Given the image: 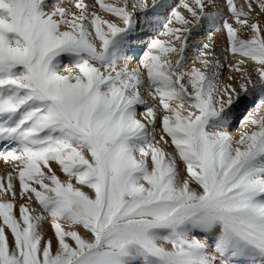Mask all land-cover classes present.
I'll return each instance as SVG.
<instances>
[{"label": "snow or ice", "instance_id": "6c2138e0", "mask_svg": "<svg viewBox=\"0 0 264 264\" xmlns=\"http://www.w3.org/2000/svg\"><path fill=\"white\" fill-rule=\"evenodd\" d=\"M225 4L0 0V264H264V99L227 130L264 95V0ZM205 21L242 57L222 87L209 43L185 70Z\"/></svg>", "mask_w": 264, "mask_h": 264}, {"label": "rangeland", "instance_id": "374dc122", "mask_svg": "<svg viewBox=\"0 0 264 264\" xmlns=\"http://www.w3.org/2000/svg\"><path fill=\"white\" fill-rule=\"evenodd\" d=\"M222 2H223V4H222V8H221V13H223V14H227L228 13V9H227V7H226V4H225V0H221ZM178 2V0H169V3L170 4H175V3H177ZM238 2H239V0H238ZM225 6V7H224ZM224 10V11H223ZM181 11L185 14V16L186 17H188L189 19H191L192 17L190 16V14L187 12V10L186 9H181ZM168 14V10H165V12L163 13V15H167ZM142 19H144L143 18V16H142V14H139L138 15V21H139V25H141V20ZM260 19L262 20V21H264V15H261V17H260ZM144 23H145V21H144ZM217 27H221V23L218 21L217 22ZM204 28L202 27V29H199V30H201V38H200V40L201 41H203V42H198L199 40H197L196 41V44H195V46H196V48L194 49V50H189V48L187 49V65H192L193 66V62L195 61L196 62V57H197V54H198V52L201 50V48H200V46H202L204 43H206L207 41H212L213 40V42L215 41V39L217 38V39H219V38H223V39H225V45H224V53L226 54V55H228L229 57H231V59H232V63L233 64H235L239 59H241L242 57H240L238 54L237 55H234V54H232L230 51H228V50H226L227 48L226 47H228V41H226L227 40V35H226V30H222V31H219V32H217V31H215V29H209V30H207V31H205V29L203 30ZM141 30V28H140V26H138V28H137V30H136V32L134 33V36L132 37V42L134 41V39H136L137 37L138 38H141L140 36L141 35H145L144 37H143V40H142V45L140 46V48H138L139 50L138 51H136L133 55H131L130 53V51H128V53H127V57L129 58L130 57V59H131V61H130V59H128L127 58V61H129L127 64L130 66V67H133V68H135V67H137L139 64H140V62H141V59H142V57H143V55H144V53L147 51V47H148V44H149V42H150V40L152 39V38H154L157 34H158V32H157V28L155 29V28H153V29H148V30H146V31H144V30H142V31H140ZM151 30V31H150ZM198 30V29H197ZM145 32V33H144ZM138 35V36H137ZM146 35H148L147 37L148 38H146ZM240 35L242 36V38H245V39H247V38H249V36H248V34H247V32L246 31H242L241 33H240ZM199 45V46H198ZM227 45V46H226ZM226 46V47H225ZM131 49V48H130ZM133 56V57H132ZM246 59V58H245ZM126 61V62H127ZM135 61V62H134ZM191 61V62H190ZM134 62V63H133ZM135 64V65H134ZM251 64H253V62H250L249 63V65H248V67L250 68L251 66ZM197 65V67H198V62H196L195 63V66ZM66 67H68V65H67V63L65 62V64L62 66V71L64 70V68H66ZM261 99H264V95H262L261 93H260V101H261ZM149 102H150V100H149ZM150 103H152V101L150 102ZM243 107H241V109H235V111L233 112V117H231L230 118V122H229V127H228V131L234 136V137H236V138H238L240 135H241V131H242V129H243V127H244V125H245V117L247 116V115H244V112H243ZM139 111L143 114V112H145L146 111V109H144L142 106L140 107V109H139ZM231 119H234V121L233 120H231ZM239 135V136H238ZM238 136V137H237ZM4 148V145L3 144H0V149H3ZM54 166V168H56V170H57V174L58 175H60L61 176V178L62 179H64L65 177H64V175H63V173L62 172H60L59 171V168H58V166H56V165H53ZM14 171V162H8V163H6V162H4L3 161V159H2V157H0V174H2V175H6L8 172H13ZM21 202H23V201H21ZM32 206L33 207H35V208H37V209H39V204H38V202H35V201H33V203H32ZM15 211V213L18 215L19 213H18V207H17V209L16 210H14ZM49 220H50V217H49ZM46 229H51V227H50V223H48V222H45V224H44V230H45V234H46V236H49V234H48V232L46 231ZM213 254H216L215 253V250H214V248H213Z\"/></svg>", "mask_w": 264, "mask_h": 264}, {"label": "bare ground", "instance_id": "6f19581e", "mask_svg": "<svg viewBox=\"0 0 264 264\" xmlns=\"http://www.w3.org/2000/svg\"><path fill=\"white\" fill-rule=\"evenodd\" d=\"M86 2H88V3H92L93 2V0H86ZM214 2L218 5L217 7H212V6H209L208 7V11H211V12H213V13H216V12H219V13H221V8H222V4H223V2L221 1V0H214ZM205 3H207V0H205ZM149 5H151V0H149ZM224 5V4H223ZM225 7V6H224ZM97 10H99L98 8H97ZM224 11V10H223ZM102 14H104V13H102ZM221 14H223V13H221ZM104 15H107V14H104ZM162 15H163V13H162ZM140 28H141V30L140 31H142V30H144V31H146V30H148V29H153V28H157L156 26H154V27H148L145 23H144V19H142L141 20V25H140ZM203 28L205 29V31H207V30H209V29H215V28H217V23L215 24V25H213V24H210L209 22H207V21H205L204 22V24H203ZM203 29V30H204ZM151 31V30H150ZM145 33V32H144ZM138 36V35H137ZM145 35H141L140 37L141 38H136V39H134V41L132 42V46H131V49L129 50L131 53V55H133L136 51H138L139 49L138 48H140V46L142 45V40H143V37H144ZM148 35H146V38H148L147 37ZM162 39H163V37H161ZM200 38H201V30H194V32H193V34H192V36L190 37V39H189V41H188V44H189V50H194L195 48H196V46H195V44H196V41L197 40H199L198 42H200L201 40H200ZM227 41V40H226ZM201 42H203V41H201ZM200 42V43H201ZM206 43H209L211 46H212V50H214L215 51V53H216V58L218 59V61L220 62V65H221V67H219V68H217L216 69V71L219 73V83H220V85H221V87L225 84V83H228V82H230L229 81V76L230 75H233L234 74V72H233V68L232 67H230V65H235V64H233L232 63V59H231V57H229L228 55H226L223 51H224V45H225V39H223V38H219V39H215V41L213 42V40L212 41H207ZM228 44V43H227ZM199 46V45H198ZM227 46V45H226ZM225 46V47H226ZM194 48V49H193ZM200 48H202V46H200ZM226 48H228V47H226ZM133 57V56H132ZM128 58V57H127ZM188 58V57H187ZM128 59H130V57L128 58ZM132 59V58H131ZM131 59H130V61H131ZM188 60V59H187ZM129 61H127L126 63H128ZM135 62V61H134ZM133 62V63H134ZM191 62V61H190ZM196 62H198V67L200 66V64H199V61L198 60H196ZM195 62V63H196ZM135 65V64H134ZM197 66V65H196ZM251 67L249 68V70L250 71H253V68H254V64H251L250 65ZM192 67V65H187L186 64V66H185V70H190V68ZM66 74V73H65ZM253 78H254V80L255 79H257V77H256V74H255V72L253 71ZM236 84H237V86H238V84H239V79H237V81H236ZM143 92H144V96H145V99L146 100H150V102L152 101V103H154V101H153V99H152V97L150 96V95H148L147 94V89H143L142 90ZM260 92L259 91H257V92H255V93H253L252 95H249V96H242V99H241V102H239V104H238V106H236L235 108H234V111H235V109H241V107H243V112H244V115H247V113L248 112H250V111H253V109H255L259 104H260ZM143 107V106H142ZM233 111V112H234ZM144 113V112H143ZM231 117H233V114H232V116ZM231 120H233L234 121V119H231ZM245 125H244V127H243V129H242V131H241V134L245 131V129L248 127V123H247V121L245 120ZM239 136V135H238ZM237 136V137H238ZM239 138V137H238ZM46 231L48 232V234H49V236L52 234V229H46ZM214 253V252H213Z\"/></svg>", "mask_w": 264, "mask_h": 264}]
</instances>
